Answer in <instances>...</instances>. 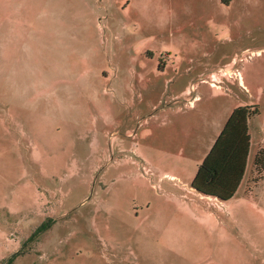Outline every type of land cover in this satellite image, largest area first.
I'll list each match as a JSON object with an SVG mask.
<instances>
[{"label":"rangeland","instance_id":"374dc122","mask_svg":"<svg viewBox=\"0 0 264 264\" xmlns=\"http://www.w3.org/2000/svg\"><path fill=\"white\" fill-rule=\"evenodd\" d=\"M240 105L221 208L191 183ZM0 264H264V0H0Z\"/></svg>","mask_w":264,"mask_h":264},{"label":"trees","instance_id":"16d2710c","mask_svg":"<svg viewBox=\"0 0 264 264\" xmlns=\"http://www.w3.org/2000/svg\"><path fill=\"white\" fill-rule=\"evenodd\" d=\"M252 114L249 105H240L233 110L191 183L198 193L222 201H229L236 194L248 165ZM259 158L258 155L256 163Z\"/></svg>","mask_w":264,"mask_h":264},{"label":"crops","instance_id":"0c3cea01","mask_svg":"<svg viewBox=\"0 0 264 264\" xmlns=\"http://www.w3.org/2000/svg\"><path fill=\"white\" fill-rule=\"evenodd\" d=\"M142 62V61H141ZM210 82V81H209ZM240 84H243V85H246V83H245V81H244V79H243V77H242V79H241V83ZM212 86V85H211ZM236 107H238V106H234V107H232L231 109H228V108H223L222 110H221V113H220V116H223L225 119H224V121H222V122H220L219 124H218V126H219V128H218V131H217V133H216V137H214L213 139H212V145H211V148H212V146H213V144L215 143V141H216V139H217V137L219 136V134L221 133V131H222V129L224 128V126H225V124H226V122H227V120H228V118L230 117V115H231V113L233 112V110L236 108ZM249 132H250V134H251V128H250V121H249ZM252 139H251V148H250V154H249V158H250V155H251V152H252ZM210 148V149H211ZM210 151V150H209ZM245 175H246V173H245ZM244 179H245V176H244ZM244 179L242 180V182H241V184H240V186H239V188H238V190H237V192H236V194L230 199V200H232L236 195H237V193H238V191L240 190V188L242 187V185H243V182H244ZM196 191V190H195ZM197 192V191H196ZM198 193V192H197ZM201 197H204V198H209V199H214V200H216V201H218L220 204H221V206H220V204L218 203H216V205L217 206H219V207H221V208H227L228 206H229V201H222V200H219L218 198H215V197H211V196H204V195H202V194H200V193H198ZM210 214L212 215V212H210Z\"/></svg>","mask_w":264,"mask_h":264},{"label":"bare ground","instance_id":"6f19581e","mask_svg":"<svg viewBox=\"0 0 264 264\" xmlns=\"http://www.w3.org/2000/svg\"><path fill=\"white\" fill-rule=\"evenodd\" d=\"M239 76H240V74H239ZM239 79H240V81H241V79H242V75L239 77ZM212 85L215 86L216 84H215V83H212Z\"/></svg>","mask_w":264,"mask_h":264}]
</instances>
